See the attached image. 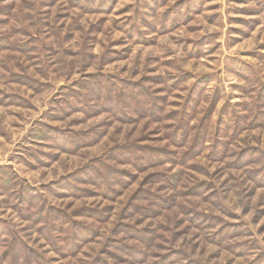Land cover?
I'll use <instances>...</instances> for the list:
<instances>
[{"label":"rangeland","instance_id":"1","mask_svg":"<svg viewBox=\"0 0 264 264\" xmlns=\"http://www.w3.org/2000/svg\"><path fill=\"white\" fill-rule=\"evenodd\" d=\"M0 264H264V0H0Z\"/></svg>","mask_w":264,"mask_h":264},{"label":"trees","instance_id":"2","mask_svg":"<svg viewBox=\"0 0 264 264\" xmlns=\"http://www.w3.org/2000/svg\"><path fill=\"white\" fill-rule=\"evenodd\" d=\"M122 94H124V92H122ZM109 98H111V102H112V100H114V99H113V96H111V97H109ZM119 101H120V100H119Z\"/></svg>","mask_w":264,"mask_h":264}]
</instances>
